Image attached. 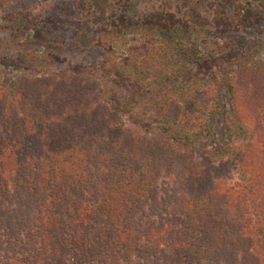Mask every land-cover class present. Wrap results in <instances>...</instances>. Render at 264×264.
Here are the masks:
<instances>
[{"label": "trees", "instance_id": "1", "mask_svg": "<svg viewBox=\"0 0 264 264\" xmlns=\"http://www.w3.org/2000/svg\"><path fill=\"white\" fill-rule=\"evenodd\" d=\"M220 6L209 25L250 11ZM186 8L197 28V8ZM160 16L152 40L128 47L114 83L109 61L101 77L86 67L0 83V264H264V56L237 35L245 50L219 75L165 86L149 74L151 58L172 65L180 46L194 68L211 54ZM121 82L132 91L103 98ZM228 99L234 134L249 140L216 159L196 140ZM144 120L168 123L175 139L133 128Z\"/></svg>", "mask_w": 264, "mask_h": 264}, {"label": "rangeland", "instance_id": "2", "mask_svg": "<svg viewBox=\"0 0 264 264\" xmlns=\"http://www.w3.org/2000/svg\"><path fill=\"white\" fill-rule=\"evenodd\" d=\"M87 1L89 0H0V83L7 78L21 81L29 75H74L86 67L96 71L94 76L101 77L99 73L105 71L106 61L112 65L107 70L110 74L108 81L114 83L123 73L125 66L121 62L124 61L128 47L152 40L154 37L146 32L149 33L150 28L156 25L154 22L162 27L161 12L171 27L176 29L177 38L181 36L190 43H201L203 54H211L209 60L194 68L184 63L178 53L180 46L171 49L172 53L169 55L176 60L172 65L157 56L151 58L153 62L148 66L146 64V68L158 82L160 79L164 81L165 86L175 85L194 75H219L222 66L236 61L245 50V47L238 48L233 44L237 35L247 45L257 46L259 55L264 56V14L261 7L264 0H99L92 7ZM221 3L229 11L235 6L244 10L250 8V11L242 19H236L233 14L225 15L218 20V24L213 21L209 25L204 20L208 11L212 13L213 10H219ZM186 6L197 8L193 18L201 24L197 28L189 17L184 16ZM147 11L155 12V16L152 19L145 16ZM183 16L187 18V23ZM120 20L124 21L123 24H120ZM151 22L154 23L153 26H150ZM160 33H164L163 36L168 34L163 29ZM229 41L232 42L231 45ZM169 46L171 45L168 44L167 47ZM232 48L233 52L227 54ZM215 49L216 52H212ZM173 67L181 68L177 75L179 79L174 78ZM127 90L132 91L127 83L121 82L110 91L104 90L103 98L109 101L112 98L117 102ZM231 102V99L226 100V110L214 120L212 133L196 140L202 150L216 159L232 154L249 140L248 135H235L231 128L227 114L231 112ZM184 106L186 112H189L191 106L187 103ZM197 114L198 112L194 115ZM188 115L191 116L189 113ZM125 120L128 124L131 123L129 117L126 116ZM171 127L168 123L144 120L137 122L133 128L151 133L168 132L175 139ZM235 182L236 176L226 183L232 187Z\"/></svg>", "mask_w": 264, "mask_h": 264}]
</instances>
